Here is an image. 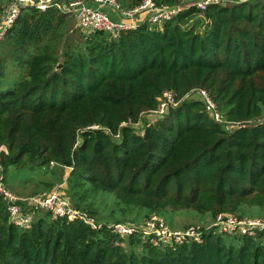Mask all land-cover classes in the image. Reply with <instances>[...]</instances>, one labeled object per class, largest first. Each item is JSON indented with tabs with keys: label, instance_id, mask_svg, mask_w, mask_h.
Segmentation results:
<instances>
[{
	"label": "trees",
	"instance_id": "obj_1",
	"mask_svg": "<svg viewBox=\"0 0 264 264\" xmlns=\"http://www.w3.org/2000/svg\"><path fill=\"white\" fill-rule=\"evenodd\" d=\"M224 1L182 10L161 28L89 33L60 55L56 29L68 16L56 9L27 10L8 30L0 42L8 43L0 47L4 178L53 169L76 209L95 217V199L111 196V213L123 218H99L104 227L93 230L47 213L23 230L0 199V264H264V232L210 231L202 243L155 246L108 228L133 213L134 222L157 215L172 228L186 212L264 217V0ZM118 2L132 9L140 0ZM8 60L21 72L10 85ZM198 90L209 93L221 122L198 93L190 96ZM165 91L180 104L143 129L131 125ZM60 169L70 170L67 179Z\"/></svg>",
	"mask_w": 264,
	"mask_h": 264
},
{
	"label": "built area",
	"instance_id": "obj_2",
	"mask_svg": "<svg viewBox=\"0 0 264 264\" xmlns=\"http://www.w3.org/2000/svg\"><path fill=\"white\" fill-rule=\"evenodd\" d=\"M224 0H179L175 7L158 6L155 0H140L132 9H123L118 0H95V6H90L84 0H11L0 13V42L5 40L6 34L22 14L27 10L36 9L47 12L51 9L58 10L61 14L72 17L82 32L89 34L102 31L116 38L122 34L134 31L146 21L150 23H163L176 17L182 10L191 7L205 12L213 5H225ZM112 8L120 14L121 20L114 21L104 8ZM206 105V111L216 121L222 118L217 111V106L205 90L198 92ZM180 104L176 95L165 91L158 98V107L148 113L154 114L156 119L163 118L171 108ZM127 125V124H123ZM131 125H134L131 123ZM52 165H54L52 163ZM0 199L5 202L6 210L12 223L20 229H30L33 224L35 211H44L52 218L79 220L89 225L93 230H100L104 224L86 212L76 209L71 200L64 194L63 186L56 187L50 193L32 198L17 196L5 184V178L0 172ZM214 227L207 230L202 226H189L185 230L170 227L161 217L151 215L143 226L137 227L133 223H112L109 230L122 238L141 234L143 239L155 246L183 245L190 242H203V235L214 231L217 234L229 236L255 237L258 232H264V219L240 218L233 214H218L213 221Z\"/></svg>",
	"mask_w": 264,
	"mask_h": 264
},
{
	"label": "rangeland",
	"instance_id": "obj_3",
	"mask_svg": "<svg viewBox=\"0 0 264 264\" xmlns=\"http://www.w3.org/2000/svg\"><path fill=\"white\" fill-rule=\"evenodd\" d=\"M10 0H0V10H3L4 7L8 5V2ZM121 5V4H120ZM122 6V5H121ZM124 9V8H123ZM116 12V11H115ZM160 23H153L152 27L159 25ZM56 32L60 33L61 38L59 40V46H58V55H60L61 51L65 50L67 46H74L76 43H79L83 35H86V33L82 32L79 28H77L76 22L74 19L66 17L63 20V23L56 29ZM7 42V40H6ZM0 43V47H5L6 44L8 43ZM10 46V44H9ZM62 57L60 56V60ZM8 71L6 75V84L10 85L14 80L19 78L20 69L13 64L12 61L8 60ZM200 90L197 92H191L190 96L193 95L194 93H198ZM155 121H157L156 116L151 113H144L141 116V120L134 124L136 128L143 129L144 125L146 124H153ZM232 126H228V129H231ZM2 172V171H0ZM53 169L48 170V172H45V170L41 171H30L27 169H21V170H16L13 172H9V174H6V186L13 191L17 196L23 197V198H32L36 196H42L50 193L53 189L56 187H60L58 177L52 174ZM70 170L69 169H60L59 170V177L60 179L63 178V180L67 179L68 174ZM57 179V180H56ZM45 183L52 184L50 188L46 186ZM64 189V194L66 195L67 192V184L63 185ZM70 200L71 198L66 195ZM90 200H87V204L89 203ZM72 202V200H71ZM113 202V197L107 196L106 198H99L97 197L95 199V202L93 204L95 210H96V216L95 218L100 221L102 218H110V219H122L123 216L119 214L118 212L112 214L111 210L114 209V205H112ZM73 205V203H72ZM74 206V205H73ZM34 217L36 218L37 216H46L47 213L44 211H35ZM137 215L136 213H133L130 215L129 220L126 222L122 223H133L137 227L143 226L145 220L143 219L142 221L139 222H134L132 219L135 218ZM100 218V219H99ZM262 218V216L260 217ZM163 219V218H162ZM264 219V217L262 218ZM164 220V219H163ZM165 221V220H164ZM214 219H212L210 216H205L201 214H196V213H179L176 214L173 217V227H175L178 230H185L189 226H202L205 227L207 230H210L211 228L214 227ZM102 222V221H100ZM166 222V221H165ZM104 223V222H102ZM112 223H117V222H110ZM233 237V236H232Z\"/></svg>",
	"mask_w": 264,
	"mask_h": 264
},
{
	"label": "crops",
	"instance_id": "obj_4",
	"mask_svg": "<svg viewBox=\"0 0 264 264\" xmlns=\"http://www.w3.org/2000/svg\"><path fill=\"white\" fill-rule=\"evenodd\" d=\"M104 11L114 20V21H120L122 18H121V16H120V14L119 13H117V12H115L112 8H107V7H105L104 8ZM145 23H148V24H150V26H152L153 25V23H150V22H148V21H146V19H145V21H144ZM162 24L163 23H160L159 25H157L158 27H162Z\"/></svg>",
	"mask_w": 264,
	"mask_h": 264
}]
</instances>
